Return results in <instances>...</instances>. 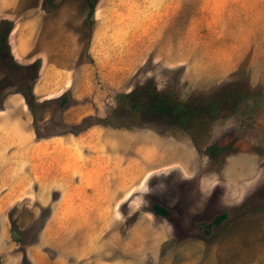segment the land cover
<instances>
[{"label": "rangeland", "instance_id": "rangeland-1", "mask_svg": "<svg viewBox=\"0 0 264 264\" xmlns=\"http://www.w3.org/2000/svg\"><path fill=\"white\" fill-rule=\"evenodd\" d=\"M0 264H264V0L0 6Z\"/></svg>", "mask_w": 264, "mask_h": 264}, {"label": "crops", "instance_id": "crops-1", "mask_svg": "<svg viewBox=\"0 0 264 264\" xmlns=\"http://www.w3.org/2000/svg\"><path fill=\"white\" fill-rule=\"evenodd\" d=\"M22 0H0V6L2 7H11V8H16L17 6L20 5ZM16 29L18 30L17 33H14L15 37L17 36V44H18V49L17 51L19 52H30L33 50V48L36 46V37H37V29H38V24L36 19H28L24 23H18L16 26ZM15 29V31H16ZM15 39V38H14ZM48 44V43H46ZM50 45V44H48ZM68 49H65L63 51H67ZM48 53V50L46 51ZM46 53H42L40 56L42 58V61L44 62V68H53L57 67L58 65L56 64L57 61H54L53 63H50V60L48 56L44 57ZM46 58V59H45ZM47 63V64H46Z\"/></svg>", "mask_w": 264, "mask_h": 264}, {"label": "trees", "instance_id": "trees-1", "mask_svg": "<svg viewBox=\"0 0 264 264\" xmlns=\"http://www.w3.org/2000/svg\"><path fill=\"white\" fill-rule=\"evenodd\" d=\"M151 207L155 212L164 216H167L170 213L169 209H167L164 205H161L160 203H153ZM224 217V214H222L218 216L217 219L219 218L218 221H220Z\"/></svg>", "mask_w": 264, "mask_h": 264}]
</instances>
